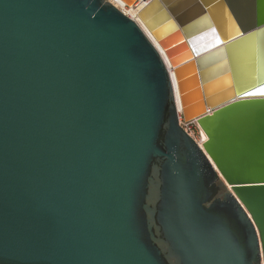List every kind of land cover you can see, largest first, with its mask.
Returning <instances> with one entry per match:
<instances>
[{
  "label": "water",
  "instance_id": "1",
  "mask_svg": "<svg viewBox=\"0 0 264 264\" xmlns=\"http://www.w3.org/2000/svg\"><path fill=\"white\" fill-rule=\"evenodd\" d=\"M143 1L0 0V264H264V15Z\"/></svg>",
  "mask_w": 264,
  "mask_h": 264
},
{
  "label": "crops",
  "instance_id": "2",
  "mask_svg": "<svg viewBox=\"0 0 264 264\" xmlns=\"http://www.w3.org/2000/svg\"><path fill=\"white\" fill-rule=\"evenodd\" d=\"M215 1V0H214ZM217 1V0H216ZM219 7H214L211 13L205 8H199L198 14L204 17L210 25V30L215 31V22L210 18L215 16L218 21L219 29L228 31L246 30L253 31L256 24V17L264 15V0H218ZM261 1V2H260ZM205 2L209 3L208 0ZM183 12V10H182ZM185 14V13H184ZM223 27V28H222ZM256 31V30H255ZM209 37H205L207 40ZM245 54V70L246 81L253 77V73H257L264 78V33L262 35L247 39L243 45ZM241 46L236 47V52L240 53ZM254 53L259 60L254 61ZM238 55V54H237Z\"/></svg>",
  "mask_w": 264,
  "mask_h": 264
},
{
  "label": "built area",
  "instance_id": "3",
  "mask_svg": "<svg viewBox=\"0 0 264 264\" xmlns=\"http://www.w3.org/2000/svg\"><path fill=\"white\" fill-rule=\"evenodd\" d=\"M122 13H123V9H125L123 7H119L118 8ZM125 14V13H123ZM127 16V15H126ZM130 19L136 21V17H130L127 16ZM179 125L181 126V128L194 140V142L202 149L203 145L206 143L207 141V136L204 133V131L202 130V128L200 127V125L198 124V120H192V121H185L182 114L179 113Z\"/></svg>",
  "mask_w": 264,
  "mask_h": 264
},
{
  "label": "bare ground",
  "instance_id": "4",
  "mask_svg": "<svg viewBox=\"0 0 264 264\" xmlns=\"http://www.w3.org/2000/svg\"><path fill=\"white\" fill-rule=\"evenodd\" d=\"M128 5H131L132 3H134L133 6L131 7H128L126 9H123V13H125V15H128L130 17H135L136 15H138V13L140 12L141 9H143V7L145 6V2L143 0H140L139 3L137 2H129L128 0H125ZM135 1V0H134ZM109 2L111 4H113L115 7L119 8V7H123L124 8V5L125 2L123 0H109ZM136 3V4H135ZM131 13V14H130ZM138 23V21H136ZM140 27L142 28V30L147 33L148 35H150L148 33V31L145 29V27H143L141 24H139ZM154 44L156 45L157 47V44L154 42Z\"/></svg>",
  "mask_w": 264,
  "mask_h": 264
},
{
  "label": "rangeland",
  "instance_id": "5",
  "mask_svg": "<svg viewBox=\"0 0 264 264\" xmlns=\"http://www.w3.org/2000/svg\"><path fill=\"white\" fill-rule=\"evenodd\" d=\"M106 1L109 2V0H106ZM123 1H124L125 4H126V5H124V6H125V9L134 5V3H132L131 5H128V3H127L125 0H123ZM137 3H139V1H138ZM135 4H136V3H135ZM130 14H131V13H130ZM127 16H128V15H127ZM136 19H137L136 21L139 22V20H138V16L136 17ZM192 89H194V88H190L191 91H192ZM191 98L196 100L197 96H196L195 92L193 93V95H192Z\"/></svg>",
  "mask_w": 264,
  "mask_h": 264
},
{
  "label": "snow or ice",
  "instance_id": "6",
  "mask_svg": "<svg viewBox=\"0 0 264 264\" xmlns=\"http://www.w3.org/2000/svg\"><path fill=\"white\" fill-rule=\"evenodd\" d=\"M253 95H264V88L260 89L257 93H253Z\"/></svg>",
  "mask_w": 264,
  "mask_h": 264
}]
</instances>
